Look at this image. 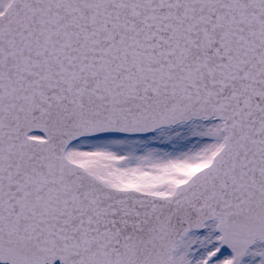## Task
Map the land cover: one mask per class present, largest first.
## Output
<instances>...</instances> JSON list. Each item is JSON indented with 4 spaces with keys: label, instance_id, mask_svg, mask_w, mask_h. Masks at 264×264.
<instances>
[{
    "label": "snow or ice",
    "instance_id": "snow-or-ice-1",
    "mask_svg": "<svg viewBox=\"0 0 264 264\" xmlns=\"http://www.w3.org/2000/svg\"><path fill=\"white\" fill-rule=\"evenodd\" d=\"M0 264H264V0H0Z\"/></svg>",
    "mask_w": 264,
    "mask_h": 264
}]
</instances>
